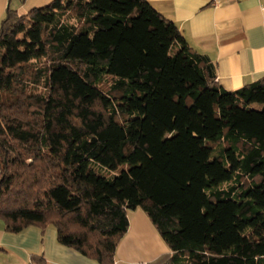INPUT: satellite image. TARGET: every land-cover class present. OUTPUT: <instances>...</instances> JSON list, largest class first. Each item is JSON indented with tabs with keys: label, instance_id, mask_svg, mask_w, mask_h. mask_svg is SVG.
I'll return each instance as SVG.
<instances>
[{
	"label": "trees",
	"instance_id": "1",
	"mask_svg": "<svg viewBox=\"0 0 264 264\" xmlns=\"http://www.w3.org/2000/svg\"><path fill=\"white\" fill-rule=\"evenodd\" d=\"M0 52L5 232L114 264L140 210L169 250L151 264H264V76L224 90L148 0L7 10Z\"/></svg>",
	"mask_w": 264,
	"mask_h": 264
},
{
	"label": "crops",
	"instance_id": "2",
	"mask_svg": "<svg viewBox=\"0 0 264 264\" xmlns=\"http://www.w3.org/2000/svg\"><path fill=\"white\" fill-rule=\"evenodd\" d=\"M52 0H0V23L7 10L25 15ZM181 31L190 49L214 65L216 81L232 92L264 76V0H148ZM129 229L114 264H151L169 253L140 210L128 214ZM41 255L47 264H97L57 244L54 230L4 231L0 220V264H29Z\"/></svg>",
	"mask_w": 264,
	"mask_h": 264
},
{
	"label": "rangeland",
	"instance_id": "3",
	"mask_svg": "<svg viewBox=\"0 0 264 264\" xmlns=\"http://www.w3.org/2000/svg\"><path fill=\"white\" fill-rule=\"evenodd\" d=\"M0 54H1V52H0ZM94 168L96 169V171H97L98 174H101V175H103V176H105L107 178H110L113 175L117 174V172H119L121 169H126L127 167L126 166H122L116 172H109L107 170L100 169L98 167H94Z\"/></svg>",
	"mask_w": 264,
	"mask_h": 264
},
{
	"label": "built area",
	"instance_id": "4",
	"mask_svg": "<svg viewBox=\"0 0 264 264\" xmlns=\"http://www.w3.org/2000/svg\"><path fill=\"white\" fill-rule=\"evenodd\" d=\"M213 4H216L218 2V0H212Z\"/></svg>",
	"mask_w": 264,
	"mask_h": 264
}]
</instances>
